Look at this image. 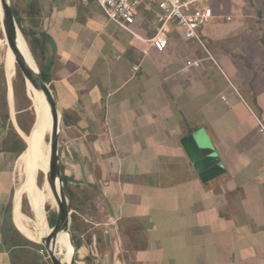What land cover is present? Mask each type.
I'll return each mask as SVG.
<instances>
[{
	"label": "crops",
	"instance_id": "0c3cea01",
	"mask_svg": "<svg viewBox=\"0 0 264 264\" xmlns=\"http://www.w3.org/2000/svg\"><path fill=\"white\" fill-rule=\"evenodd\" d=\"M249 2L258 12L247 22L202 29L215 46L210 54L175 24L168 47L157 51L149 42L157 3L132 26L140 40L93 0H22L40 66L35 60L61 115L79 264H264V139L254 116L264 112L253 110L264 107V0ZM7 95L10 123L23 137L13 88ZM201 130L224 167L211 180L182 145ZM7 133L0 119V142ZM21 157L0 145V264H13L24 247L14 219L26 178Z\"/></svg>",
	"mask_w": 264,
	"mask_h": 264
},
{
	"label": "water",
	"instance_id": "95a60500",
	"mask_svg": "<svg viewBox=\"0 0 264 264\" xmlns=\"http://www.w3.org/2000/svg\"><path fill=\"white\" fill-rule=\"evenodd\" d=\"M0 22L3 27V33L7 38L9 49L16 58L17 66L23 74L28 90L30 84L35 90L43 93L50 108L52 132L50 136V167L47 180L58 201V209L56 211L55 225L52 228L51 234L42 241L44 243L43 246L47 250L52 264H77V250L72 235V212L69 199L65 193V184L60 164V134L62 130V120L58 111L56 99L49 84L45 81L29 44L16 20L11 0H1ZM20 35L27 44V50L21 44ZM28 57L33 59L34 65L29 61ZM38 120L39 119H37L31 134L37 130ZM182 145L191 163L203 180H211L223 174L224 167L221 159L214 150L204 130L197 131L184 137ZM64 231H70L71 234V245L74 248V256L71 262H64V259L60 256V252L57 250L59 236Z\"/></svg>",
	"mask_w": 264,
	"mask_h": 264
},
{
	"label": "bare ground",
	"instance_id": "6f19581e",
	"mask_svg": "<svg viewBox=\"0 0 264 264\" xmlns=\"http://www.w3.org/2000/svg\"><path fill=\"white\" fill-rule=\"evenodd\" d=\"M0 8H1V0H0ZM20 40L22 46L27 50V44L25 43L21 35H20ZM7 45H8V41H7ZM24 48L23 51L25 52ZM15 59L16 58L14 54L12 53V51L9 49L8 46L5 67L9 78L12 76L13 73L11 62L12 60ZM28 59L34 65L33 59L31 57H28ZM32 89L34 91L33 104L36 111V121L37 119L39 120H38L37 130L33 134L30 133L28 135L29 136L28 147H27L28 149L22 154L21 157L20 164L22 168V173L23 174L25 173L24 168L25 165L27 164L28 174L26 175L24 181L20 182V185L16 191V195L14 199V219L21 232L29 240L37 244L44 245L42 241L51 234L52 228L49 225V222L46 217L47 213H45L43 207L45 206V204H49L52 206L58 205L56 196L52 188L50 187L48 181L45 182L44 189L41 192L38 191L35 195V201H34V210L36 213L35 220L25 216V214L21 209V202L23 196L27 194L28 189L36 182L38 167L40 165L46 167L48 169V173L50 167L51 150L49 144L46 143V145L44 144L43 146V142L47 141L45 133L52 131L50 108L44 94L35 90L33 87ZM23 163H25L24 168H23ZM58 192H59V184H58ZM73 249L74 248H72L71 246L70 231L62 232L58 239L57 250L60 252V256L62 257V259H64V262L72 261L74 256Z\"/></svg>",
	"mask_w": 264,
	"mask_h": 264
},
{
	"label": "trees",
	"instance_id": "16d2710c",
	"mask_svg": "<svg viewBox=\"0 0 264 264\" xmlns=\"http://www.w3.org/2000/svg\"><path fill=\"white\" fill-rule=\"evenodd\" d=\"M12 1H13L12 2L13 11H14V15L16 17V20H17V22L21 28L22 33L24 34V36H25V38L29 44V47H30L33 55L35 56V58L39 64V59H38L37 53L34 50L33 45H32L30 32L27 29L26 24L28 23V21L23 18L22 11L20 10V7L14 3V0H12ZM2 32H3V27L1 26V22H0V33L2 34ZM39 66H40V64H39ZM16 68H17V75H16L15 79L13 80V91H14V97H15V102H16L17 123H18L20 130L23 133H25L26 135L23 138L17 132L14 125L12 123H10V108L8 105L7 89L3 90L2 88H0V119L2 120L3 127L8 129L7 136L2 142H0V145H1V151L2 152L13 154L19 158L27 150L28 145L26 143V140L27 141L29 140L28 135L31 133L32 128L36 122V111L33 107V103H32V100L30 98L31 96L29 97V95H28V93L31 92V94L33 96V91H31L30 88L28 90L26 81H25L23 74L21 73L19 67L17 66V63L15 65V73H16ZM42 74L44 76L45 81L50 86V83L45 78L43 71H42ZM50 88L53 89L52 86ZM40 166H42V165H40ZM40 166L38 167L37 176H36V186L38 189H41V187H42L41 184H42V182H44V177H45V170L40 168ZM61 170L63 172V167H61ZM63 180H64V184H65V193H66L68 199L70 200V209L73 210L74 205L71 201V196L68 193L67 183H66V179L64 176H63ZM39 184H40V186H39ZM36 186H35V184H33L32 188L36 192H38V190L36 189ZM8 208H9L8 212H10L11 211V205H9ZM47 209L50 210V206H48ZM22 211L28 217H31V218L33 217V213H32V210H31V207L29 204V200L26 197L23 198ZM49 222H50V225L52 227L55 225L56 213L55 214H52V213L49 214ZM77 222H78L77 215H76V213H73L72 214V235H73L76 250L78 251L80 248V242H79V237L76 233L77 232V224H78ZM10 230L12 231V229H10ZM19 236L22 237V235H20V233H19ZM22 243H23L24 247L14 251L12 254L13 264H16L15 260L17 259L19 254L23 253L24 250L29 249V247H28L29 245L31 246L33 244L35 246L40 247L42 251L47 252V250L45 249V247L43 245L37 244L33 241H30L29 239H27L25 237H22ZM25 247H27V248H25ZM45 255H46V259L49 262H51V260L48 256V253ZM76 260H78L77 254H76ZM51 264H52V262H51Z\"/></svg>",
	"mask_w": 264,
	"mask_h": 264
},
{
	"label": "built area",
	"instance_id": "2783aa9c",
	"mask_svg": "<svg viewBox=\"0 0 264 264\" xmlns=\"http://www.w3.org/2000/svg\"><path fill=\"white\" fill-rule=\"evenodd\" d=\"M89 0H83L87 3ZM103 10L109 21L125 30L135 38L143 40L133 29L136 18L143 7L157 3L158 29L149 42L159 52L168 47L167 33L170 25H177L183 29L187 40H195L203 45L201 31L212 20L213 12L207 5L201 8L197 4L209 0H93ZM258 128L264 139V117L255 115Z\"/></svg>",
	"mask_w": 264,
	"mask_h": 264
},
{
	"label": "rangeland",
	"instance_id": "374dc122",
	"mask_svg": "<svg viewBox=\"0 0 264 264\" xmlns=\"http://www.w3.org/2000/svg\"><path fill=\"white\" fill-rule=\"evenodd\" d=\"M11 2H13V1L11 0ZM248 2H249V0H237V3H238L237 4V3L233 2V0H209L207 2H202V3L197 4L196 7L201 8L203 5H207L209 8H211V10L213 12V18L210 22L212 24L215 22H219L224 26H234V25H238V23H241V22H247L248 21V19H247L248 13H254V15L256 16L255 12L256 11L258 12V9L256 7H252L249 4L250 2L249 3ZM14 3L20 7V10H22V8H21V7H23L22 0H14ZM245 3H247V4H245ZM261 3H263V2H261ZM244 4L247 5V7H245L243 9V12H242L241 11V5L243 6ZM251 4L255 5L252 2H251ZM227 20L229 22H227ZM153 22H154V17L152 16L151 18H148L147 20H145L144 26L149 27L152 25ZM248 31H249V28H247V27L242 29L243 34H246ZM229 34H231V33H229ZM231 35H233V34H231ZM201 39H202V37H201ZM202 42H203V45H201L202 49H204V47H205V49L210 54H211V52H212V54H215V52L213 50V48L215 46L212 44H209V39L203 38ZM7 51H8V45H7L6 37H5L4 33L2 32V34L0 33V88L5 90V89H8V87H10V90L12 92L13 80L15 79V77L17 75V68H16V73H15L16 59L12 60V62H11L13 73H12V76L9 78V76L6 75L7 71H6V67H5L6 66ZM29 88L31 89V91H33L32 86L30 84H29ZM29 93H28V95H29V97L31 96L30 98H31L32 103H33L34 91H33V96L31 94V92H29ZM226 101H227V99H226ZM33 107H34V104H33ZM209 110H212V109H208V111ZM253 110L256 113L261 114L264 112V107L262 109H256L254 107ZM261 117H264V116H261ZM51 132L52 131L45 133L47 141L43 142V146H44V144L46 145V143L49 144L50 150H51V144H50ZM22 135L24 138V136L26 134L22 132ZM26 143L28 145L27 140H26ZM18 162H19V159H18ZM18 166H19V164H18ZM40 168L45 170V177H44V182H42V184H41V186H42L41 189H37L39 192H41L44 189L45 182L48 181L47 180L48 169L44 166H40ZM27 171H28V167L26 164L25 168H24V172H25L24 175L28 174ZM18 172H19V170H18ZM20 180H21V177H20ZM18 184L20 185V182H18ZM39 186H40V184H39ZM36 193L37 192L32 188V186L27 191V196H28V200L30 199L29 204H30V207H31V210L33 213V217L31 218V217H28L27 215H25V216H27L28 218L33 219V220H35V217H36V213L34 210V201H35ZM27 196H23V198L24 197L27 198ZM22 202H23V200H22ZM48 206H50V210L47 209ZM57 209H58V205L52 206L49 204H45V206L43 207V210L45 211V213H47L46 217H47L48 222H49V214L50 213L55 214ZM49 225H50V222H49ZM50 227L53 228L51 225H50ZM28 247H29V249L24 250L23 253L18 255L17 259L15 260L16 264H51V262H49L46 259V255H45V254H47L46 251H42L40 247L35 246L33 244L31 246L29 245ZM72 248H73V246H72ZM73 251H74V249H73ZM77 262L79 264L80 261L77 260Z\"/></svg>",
	"mask_w": 264,
	"mask_h": 264
}]
</instances>
